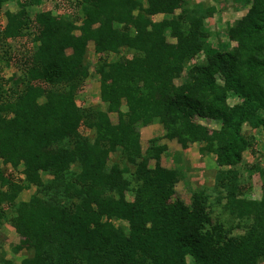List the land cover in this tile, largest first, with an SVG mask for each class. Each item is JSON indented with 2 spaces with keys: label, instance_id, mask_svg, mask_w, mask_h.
I'll list each match as a JSON object with an SVG mask.
<instances>
[{
  "label": "trees",
  "instance_id": "1",
  "mask_svg": "<svg viewBox=\"0 0 264 264\" xmlns=\"http://www.w3.org/2000/svg\"><path fill=\"white\" fill-rule=\"evenodd\" d=\"M14 1L0 39L34 27L32 47L0 56L19 61V73L0 77V160L22 174L0 170V228L7 222L19 235L11 250L27 255L18 264L264 261V182L259 198L246 196L239 167L252 145L243 126L264 136V0H235L249 6L227 28L228 51L209 42L204 20L214 7L200 2L71 0V18L50 9L30 18L27 7L41 0ZM89 41L104 110L76 99ZM122 47L132 56L105 57ZM200 54L204 61L191 63ZM152 123L181 148L199 143V154L214 158L213 184L195 189L189 204L176 195L181 170L160 163L166 144L153 137L142 150L139 128ZM253 168L264 179V167ZM0 264L14 263L1 251Z\"/></svg>",
  "mask_w": 264,
  "mask_h": 264
},
{
  "label": "rangeland",
  "instance_id": "2",
  "mask_svg": "<svg viewBox=\"0 0 264 264\" xmlns=\"http://www.w3.org/2000/svg\"><path fill=\"white\" fill-rule=\"evenodd\" d=\"M71 0H41L39 4L31 5L27 7V11L30 18H33L34 14L44 9H50L55 14H62L67 18L72 17V9L68 8V2ZM191 3L200 2L204 5L214 7V13L205 18L204 28L208 32L209 42L211 45L220 51H228L234 45V42L230 41L227 36L228 26H232L238 21L247 11L249 4L245 2H237L235 0H190ZM59 3L60 6H56ZM58 5V4H57ZM65 6V8H63ZM58 7V9H57ZM11 10L16 11L17 5L14 0L4 4L0 9V29L5 23L4 11ZM162 15L153 16V19H160ZM115 27H119L118 24ZM34 27L29 26L22 32V37H18L11 40L3 41L0 39V56L18 55V50H23L27 47H32V35L30 34ZM167 40L173 42L174 39L170 36ZM34 45V43H33ZM132 52L122 47L118 54H108L105 57L108 60L115 59L118 55L131 57ZM99 56L94 52L93 42L87 43L86 50V62L88 64L89 75L85 79L82 88L76 95V99L79 105L83 107L105 109V103L99 98V81L98 74L95 72V67L99 63ZM205 56L203 54L198 55L197 58L191 61V63L203 62ZM19 61L11 60L9 64H6L4 60L0 59V77L7 78L12 73H19ZM185 74L183 73L180 78L175 80L176 83H180ZM219 79V78H218ZM235 99L230 97L229 103H233ZM124 111L126 109L124 103L121 106ZM112 122H116V114L109 113ZM198 122L207 126L209 129H217L218 122L211 121L205 118H197ZM80 131L91 136V131L84 125H81ZM140 141L142 150L145 151L149 145V139L153 137H159L157 143L166 144L167 149L165 153L161 155L160 163L167 168H176L181 170L182 175L179 181L175 185L176 195L180 197L186 204H189L191 200L192 192L200 187H210L213 184V176L217 168L214 158L210 154L200 155L198 152L199 143H191L185 149L174 139H166L163 137L164 130L159 123H152L139 128ZM243 131L251 136L252 145L243 152V160L240 164L241 180L244 185L246 196L251 198H259L261 193V186L264 182L253 165H259L264 167V136L262 130L251 129L247 125L243 126ZM116 158V154H111L109 160L113 161ZM110 163V162H109ZM154 165V160L149 161V166ZM21 166L17 169H13L9 164H4L0 160V170L4 173H11L15 180L21 179L20 173ZM42 177L46 179L48 176L42 174ZM34 188L23 190L18 199L26 200L32 194ZM127 199H132V195L127 193ZM118 225L121 222L113 220ZM125 224V222H122ZM19 235L14 228L7 222H5L0 228V252L3 251L5 258L12 260L14 264H18L20 259L27 255L25 250H21L18 253H13L11 247L18 244ZM259 264H264V261H260Z\"/></svg>",
  "mask_w": 264,
  "mask_h": 264
},
{
  "label": "crops",
  "instance_id": "3",
  "mask_svg": "<svg viewBox=\"0 0 264 264\" xmlns=\"http://www.w3.org/2000/svg\"><path fill=\"white\" fill-rule=\"evenodd\" d=\"M140 144H141V141H140Z\"/></svg>",
  "mask_w": 264,
  "mask_h": 264
}]
</instances>
